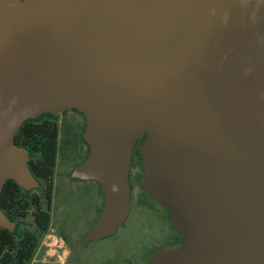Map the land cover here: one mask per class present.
I'll list each match as a JSON object with an SVG mask.
<instances>
[{"label":"water","instance_id":"1","mask_svg":"<svg viewBox=\"0 0 264 264\" xmlns=\"http://www.w3.org/2000/svg\"><path fill=\"white\" fill-rule=\"evenodd\" d=\"M67 110L89 150L71 177L105 196L90 239L126 219L142 141L140 185L183 237L149 263L264 264V0H0V193L39 186L23 123Z\"/></svg>","mask_w":264,"mask_h":264},{"label":"rangeland","instance_id":"2","mask_svg":"<svg viewBox=\"0 0 264 264\" xmlns=\"http://www.w3.org/2000/svg\"><path fill=\"white\" fill-rule=\"evenodd\" d=\"M56 119L59 152L51 224L30 264H146L144 260L155 250L180 247V235L171 228L165 209L135 178L141 177L143 171L139 168L141 162L134 157L132 167L137 173L130 169V210L126 219L114 234L90 239L103 197H98L100 189L96 181L71 177L88 150L80 140L85 119L76 110L64 111ZM30 192L40 194V186ZM20 227L33 229L31 217L22 221Z\"/></svg>","mask_w":264,"mask_h":264},{"label":"trees","instance_id":"3","mask_svg":"<svg viewBox=\"0 0 264 264\" xmlns=\"http://www.w3.org/2000/svg\"><path fill=\"white\" fill-rule=\"evenodd\" d=\"M80 140L87 146L82 134ZM14 143L28 150V165L31 174L39 182L40 194L24 190L12 180L5 182L0 193V209L16 226L11 232L0 228V264H30L41 237L48 233L51 224V203L59 152V126L56 117L42 114L37 119L26 120L16 133ZM133 152L134 158L140 161L138 152L134 149ZM139 178L137 175V179ZM166 215L169 217L167 212ZM28 216L32 219L33 229L20 227V223ZM180 242H183L182 235Z\"/></svg>","mask_w":264,"mask_h":264},{"label":"flooded vegetation","instance_id":"4","mask_svg":"<svg viewBox=\"0 0 264 264\" xmlns=\"http://www.w3.org/2000/svg\"><path fill=\"white\" fill-rule=\"evenodd\" d=\"M142 144V141H140L139 142V144L138 145H135V148H134V150H136L137 152H138V149H139V147H140V145ZM137 148V149H136ZM139 154V153H138ZM133 157H134V152H133V156H132V159H133ZM141 157V156H140ZM140 162H141V164H140V166H139V168H140V170L141 171H143L142 170V168H143V161H142V158H141V160H140ZM131 169L134 171V173H137V170H135L133 167H132V165H131ZM143 173V172H142ZM131 170H130V173H129V183H130V178H131ZM135 175V174H134ZM135 178H137V175H135ZM77 180V179H76ZM138 181H140V178L138 179ZM130 185V184H129ZM130 189H131V186H130ZM100 191V190H99ZM145 191V190H144ZM98 197H103V204H104V200H105V196H104V194L100 191V194H98ZM102 207H103V205H102ZM102 207H101V209H102ZM101 209H100V211H99V214H100V212H101ZM99 214H98V216H99ZM169 218V217H168ZM97 219H98V217H97ZM97 219H96V221H97ZM170 226H171V224H170ZM172 228V227H171ZM173 229V228H172ZM181 235V234H180ZM181 243V242H180ZM183 243V242H182ZM182 243L180 244V246L182 245ZM150 255H151V253L148 255V257L144 260V262H146V264H150L149 263V257H150Z\"/></svg>","mask_w":264,"mask_h":264}]
</instances>
